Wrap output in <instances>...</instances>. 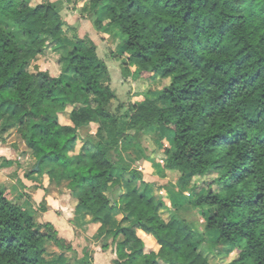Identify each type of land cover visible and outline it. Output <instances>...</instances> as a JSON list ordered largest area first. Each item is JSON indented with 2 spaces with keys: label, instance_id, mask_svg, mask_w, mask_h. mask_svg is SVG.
Returning a JSON list of instances; mask_svg holds the SVG:
<instances>
[{
  "label": "trees",
  "instance_id": "1",
  "mask_svg": "<svg viewBox=\"0 0 264 264\" xmlns=\"http://www.w3.org/2000/svg\"><path fill=\"white\" fill-rule=\"evenodd\" d=\"M33 2L0 0V18L26 40L21 47L0 29V128L16 129L39 166L31 174L69 189L76 211L99 225L102 249L115 247L113 264H211L206 238L181 216L189 199L206 215L204 232L235 250L227 264H264V0H78L98 31L122 38L123 77L170 81L121 115L110 110L116 94L94 41H67L56 4ZM50 47L65 69L56 77L36 65ZM154 129L173 135L164 176L179 173L183 201L173 197L168 218L142 173L111 158L148 160L141 138ZM210 173L212 184H193ZM71 244L0 186V264H94Z\"/></svg>",
  "mask_w": 264,
  "mask_h": 264
},
{
  "label": "rangeland",
  "instance_id": "2",
  "mask_svg": "<svg viewBox=\"0 0 264 264\" xmlns=\"http://www.w3.org/2000/svg\"><path fill=\"white\" fill-rule=\"evenodd\" d=\"M44 1L46 0H34L33 5L42 3ZM48 1L56 4L64 20H66L68 23V25L64 28L67 41H71V39L75 35L86 37L89 36L93 41H95L98 47L99 57L109 68L111 74L110 85L116 94V99L110 105L111 112L117 113L119 115L124 114L126 110L131 107L133 101L136 100V102H141L143 99V95L147 94L148 91L151 90L158 92L160 89L169 84V80H161L153 73L131 75V77L127 78L123 77L122 68L124 66L123 61L125 59V56L121 55V49L118 47L121 44L122 39L120 38V35H114L112 33L109 34L105 32L104 38H102L103 34L101 35L98 33V30L96 29V26L94 24V15L92 13L86 14L82 12L83 2L74 0L70 5H68L65 0ZM0 29L11 36L19 46L24 47L26 45V40L23 37L22 33L10 22L0 18ZM60 53V50L55 51L50 47L49 49H47L45 55L37 60V67L48 70L52 76H58L60 72H63L65 70L63 65L61 66L59 64ZM32 70H34V67ZM71 110L72 108L68 107L65 113L60 114V120L62 123L70 122L69 113ZM84 133L87 135L89 131H84ZM152 133L153 135L141 138V142L145 149V155L146 157H150L148 160H146L140 153L138 154L134 151L128 154L124 153L121 156L117 154V152H113L111 154V158L118 164L119 162L122 163L119 164L121 167L140 171V173H142L143 175L144 180L151 183V185H154L157 190H164L162 192V196L159 197L161 199H167V202L163 201L164 204L162 206V209L163 211H165L163 214L164 218H168L170 216V213H173V195L171 192L178 189L177 180L179 177V173L168 171L164 176L163 149L164 147H172L173 135L170 131L165 132V130L163 131L160 129H154ZM0 134H2L1 136L4 141L9 143V145H14L18 149V151H20L18 153L23 155L22 158L25 161L23 162V164H26L28 167L33 168L35 161L32 159H27L29 152H26V147L16 133V129H10L6 133H2V129L0 128ZM157 144H159L160 146H158ZM79 148L80 144H78L77 150ZM122 159L125 160L124 163ZM214 177L215 175L213 173H210L206 177L195 178L193 184L199 187H202L203 185L208 186L212 184V180L214 179ZM212 188L216 189L217 187L216 185H213ZM184 194L188 197V195H191V191L186 190ZM177 201L182 202L183 199L180 198L177 199ZM189 201H191V199H189ZM189 201L186 202V205L184 204L185 206L179 207L181 216L187 219V221H189L191 224H193L198 229L199 233L206 238L210 246L208 244H204L202 249L206 252V255L208 256L211 264H227L236 256V254H234L235 250L231 249L228 246H224L222 248L217 246V244L215 243L216 236L213 233L204 232L206 215L203 214L200 210L192 207ZM71 203L72 205H74V203L76 204L77 201H73L72 199H70V204ZM76 233L78 234L76 235L75 243L71 245L74 251L78 254V257H83L87 253L92 257V262H94V264L97 262V260L98 264H113V261L117 258L115 247L111 245L107 250H103L102 239L98 238L99 232H92L89 227L88 229H86L83 225L82 227H79V230ZM147 238L149 240V247L151 246L153 250H158L159 247L157 246L155 241L150 237ZM109 243L111 244V241H109ZM212 251H218L222 254L227 253L231 255V257L228 259H220L219 257L216 258L215 255H213ZM69 257H71V255Z\"/></svg>",
  "mask_w": 264,
  "mask_h": 264
},
{
  "label": "crops",
  "instance_id": "3",
  "mask_svg": "<svg viewBox=\"0 0 264 264\" xmlns=\"http://www.w3.org/2000/svg\"><path fill=\"white\" fill-rule=\"evenodd\" d=\"M98 33L103 34L102 38H104L105 32L103 30L98 31ZM77 36L80 38L86 37ZM89 38L91 39V37ZM139 103L136 100L133 101V104ZM93 129L92 127L85 131H89L88 134H92L94 132ZM18 152L20 151L14 145H9L0 136V186L5 189L6 193L15 201L21 203L25 201L26 207L35 213L38 223H51L59 236L72 244L75 243L76 235L78 234L76 232L80 226L84 225L86 229L89 227L92 232L97 233L99 225L92 224L89 215L82 211H76L75 203L74 205L70 204V199L73 201H76V199L71 196L69 189L66 186L58 187L52 184L45 174L32 175L31 171H34L35 168L23 164L25 162L22 158L23 155ZM26 152H28L27 148ZM27 159L34 160L35 166L36 160L30 154H28ZM145 182L147 181L145 180ZM154 188L155 186L153 185L154 195L162 196L164 190H157L156 188L154 190ZM177 191L179 190L171 192L175 200L182 198V194L178 195ZM162 200L167 202L165 198ZM121 217L120 214L117 215V219ZM95 264H98V260Z\"/></svg>",
  "mask_w": 264,
  "mask_h": 264
},
{
  "label": "water",
  "instance_id": "4",
  "mask_svg": "<svg viewBox=\"0 0 264 264\" xmlns=\"http://www.w3.org/2000/svg\"><path fill=\"white\" fill-rule=\"evenodd\" d=\"M39 170V166L37 165L34 169V171H38Z\"/></svg>",
  "mask_w": 264,
  "mask_h": 264
}]
</instances>
